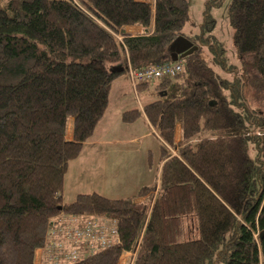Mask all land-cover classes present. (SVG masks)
Returning a JSON list of instances; mask_svg holds the SVG:
<instances>
[{"label": "trees", "instance_id": "16d2710c", "mask_svg": "<svg viewBox=\"0 0 264 264\" xmlns=\"http://www.w3.org/2000/svg\"><path fill=\"white\" fill-rule=\"evenodd\" d=\"M206 4L200 35L189 38L188 0H0V264L35 263L63 212L117 221L119 243L74 264H117L123 252L134 254L130 264H264V0L231 1L239 71L210 36L208 12L221 0ZM134 25L142 34L122 30ZM180 36L199 51L176 77L137 84L157 98L121 116L143 113L156 132L158 185L62 203L67 168L94 135L111 83L129 66L169 63Z\"/></svg>", "mask_w": 264, "mask_h": 264}, {"label": "crops", "instance_id": "0c3cea01", "mask_svg": "<svg viewBox=\"0 0 264 264\" xmlns=\"http://www.w3.org/2000/svg\"><path fill=\"white\" fill-rule=\"evenodd\" d=\"M140 1L148 2V0H140ZM122 30H124L127 34H130L131 36L139 35V34H142V32H143V29L137 25L124 26ZM123 83L125 85L128 84L132 88V90L135 94V97L136 96L138 97L139 95H141V96H145L147 100L149 98L153 99L154 97H156V95L152 93V89H149V90H143L142 89V90L137 91V87L135 88L134 86L131 85L129 77L126 74V72H125V74H122L118 78L114 79V81L111 83V86H110L111 89L109 91L108 98H107L108 104H107V107L105 109L106 110L105 112H108L107 109L110 108V99L109 98H110L111 94H113L115 96V98L117 99V102H115L114 108L110 109L112 111L107 116L108 119H110V118L113 119L112 124H110V125L106 124L105 131L101 132V128H100V125L102 123L101 121L104 119H107V118H103L104 117V115H103V117L101 118V120L99 121L98 125L96 126V128L94 130L93 137H91V139H89L88 141L83 143V147L85 145L90 147L89 151L86 153L87 158H88V162H87L88 164L84 166L83 171L81 170L82 173L79 170H75V179L77 180V182L85 180L84 183L81 184V187L84 188L86 185H88V183L91 180L94 181L96 184H95V186H93L91 191H88L86 189L82 190V189H79V187H78V189H75V193L71 198V200L72 199L73 200L72 201L70 200V202H65L63 200L64 191L62 190L63 191L62 203L73 202L74 199L76 198V196L79 194L96 193V192L98 194L106 197V198H111V199L128 198V197L136 195V193L140 190V188H142V186H150V185H153V183H155V185H158V183H159V176L158 175H159V172H160V169L162 166L161 165L162 161H160V154H159L160 142H159V139H158L155 131L153 130L151 125H149L148 120H146L145 115L142 113L140 120L142 119L144 125L147 126L146 131L148 132L147 133L148 136H146V137H149L152 134L153 136H155L157 142H159V148H158V153H157L158 154L157 163H158L159 167L157 169V175L154 174L155 179L153 181H152L153 175L150 176V171L152 170L151 158L154 156V154L152 153V150L150 152L148 150V146L146 147V149H143V147L139 146V147H141L140 149L138 147V149H136V150H132V151L127 152V149H126V145H127L126 142L127 141L120 139L119 138L120 135H119V133H117V131L121 130V128H122V126H119V124H118V121H121V119H120L121 115L127 111L135 110L132 107L126 108V107H122V105L119 104L120 100L126 99L125 94H126L127 90L125 89L126 87L121 86ZM151 84H156V83L154 82ZM138 102H139V100H138ZM139 107H140L139 109L142 111V109H141L142 104L141 103L139 104ZM122 108H124V109H122ZM72 122L73 121L70 118V120L68 121L69 124H68V128H67V131H68L67 133L70 135L69 136L70 138L67 136V139L69 141L72 138V135H71L72 129H73V123ZM99 128H100V130H99ZM95 131H96V133H95ZM180 132H181V130H180L179 125H176L175 135H174V142H176V143L179 142L178 140L180 137ZM99 133H102V134H99ZM144 133L145 132H141L137 139L132 140L133 141L132 143L139 144V140H141L143 137H145ZM176 136L178 139H176ZM140 145H142V143ZM129 153H131V155H132L129 161H124L123 163L121 161H119L118 163H116L118 160L122 159L123 156L127 157V155ZM149 154L151 155V158L150 157L148 158ZM79 156H78V158H79ZM78 158H76V159H78ZM76 159L72 160V162L69 164V167L72 165L74 167V165H75L74 163H76L75 161H77ZM95 163H101L102 169L109 171L107 173V175L102 173L101 170H99L97 173H94L93 176H89L88 172L92 169V167L94 166ZM69 167L67 168L68 170H69ZM124 172H126V174ZM123 173L125 175V178L122 176ZM133 176H135L134 180L136 178L137 183H134L133 181H131V178ZM121 177L123 179H119ZM96 180L101 182V184H98ZM64 185H63V187H64ZM98 186H100V187H98ZM65 188H64V190H65ZM136 200H137V202H140V203L146 201L143 196L141 198L136 199ZM127 256H129V254H123L122 259L119 261V263L120 264H129V262H128L129 258ZM126 261H127V263H126Z\"/></svg>", "mask_w": 264, "mask_h": 264}, {"label": "rangeland", "instance_id": "374dc122", "mask_svg": "<svg viewBox=\"0 0 264 264\" xmlns=\"http://www.w3.org/2000/svg\"><path fill=\"white\" fill-rule=\"evenodd\" d=\"M207 1L208 0H188V4H189L188 11H189V16L190 17H189L188 22H186L185 25L183 26L184 28L182 30L183 34L186 37H189V38L194 37L195 38V36H199L200 35V30H201L200 26L203 23V19H204L203 13H204V11L206 9ZM231 1L232 0H221L222 4H220L219 6H213V8H211L209 10L208 13L212 16L213 20H215V23H214L215 27H214V30L212 31V33L210 34V36H211V38L214 39V41L219 43L221 49L225 50L224 57H225L226 63L229 66H233L234 67L232 69V71H239V69H240L239 59H238V55H237V50H236V48L234 47V44H233V37H232L233 36V29H232L231 25L229 24V14H228V12H229V7L231 5ZM202 56H203V58L206 57V58L209 59V60H207L205 58L208 61L210 66L217 67L215 64H213L214 62L212 60V55H211L210 51L207 48H204ZM232 75H233V73H230V74H228V76L226 75L225 77L227 79H231ZM121 86L126 87L125 89L127 90V92L125 94L126 95V97H125L126 99L120 100L119 101L120 103L118 102L120 105H122V107H126V108L132 107L134 109H139L140 108L139 107L140 103L142 105H144L145 103H148L150 100H152L151 98H149L147 100L145 96H141V95H139L138 97L136 96L137 97L136 98L132 88L128 84L125 85L123 83ZM245 93H246L245 96H246L247 100L250 102V104L253 105V106L254 105L258 106L256 104L255 100L253 99V97H254L253 93H250L249 89H246ZM154 98L156 99V97H154ZM109 99H110V108L107 109L108 112L104 113V117L103 118H107V116L112 111L110 109L114 108V104H115V102H117V99L115 98V96L113 94H111ZM138 100H139V102H138ZM122 109H124V108H122ZM140 117L141 116L138 117V120L136 119L134 122H131V123H128V122L125 123L123 121L122 122L118 121L119 126H122V128H121V130H118L117 133H119V135H120L119 138L120 139H122L124 141H127L126 142L127 143V145H126L127 152L128 151H132V150H136V149H138L139 146L143 147V149H146V147L148 146V150L150 152L152 150V153L154 154V156L151 158V155L149 154L148 158L150 157L151 160H152V163H151L152 170L150 171V176L153 175V179H152V181H153L155 179L154 174L157 175V169L159 167V165L157 163V156H158L157 153H158V148H159V142H157L155 136H153L152 134L149 137H146V136H148L147 135L148 132L146 131L147 130L146 129L147 126L144 125L142 119L140 120ZM120 119H121V117H120ZM112 121H113L112 118H110V119L107 118V119L102 120L101 121L102 123L100 125L101 132L105 131L106 124L110 125V124H112ZM100 128H99V130H100ZM141 132H145L144 133L145 137H143L141 140H139V144L132 143L133 142L132 140L137 139ZM95 133H96V131H95ZM99 134H102V133H99ZM66 135L68 137L70 136L68 133H66ZM176 139H178L177 136H176ZM141 143H142V145H140ZM141 147H139V149ZM89 149H90V147H88L87 145L82 147L81 152L79 154L80 156H79L78 159H76L77 161H75L76 163H74L75 164L74 167H73V165L70 166V167L68 166L69 170H68V172L65 175V178H64V180H65L64 184L65 185L63 187V191H64L63 200L65 202H70L72 196L75 193V189H78V187H79V189H82V190L86 189L88 191H91L93 186H95V184H96L94 181L91 180L88 183V185H86L83 188V187H81V184H83L85 180L77 182V180L75 179V170H79V171L82 170L83 171L84 170V166L88 164L87 163L88 162V158H87L86 153L89 151ZM171 152L174 153L175 151L172 150ZM131 156H132L131 153H129L127 155V157L123 156L122 159L118 160L116 163H118L119 161H121L122 163L124 161H129ZM99 170H101V172L106 174V175L109 172L108 170L102 169L101 163H95L94 166L92 167V169L88 172V174H89V176H93V174L97 173ZM82 171H81V173H82ZM124 173L126 174V172H124ZM124 173H123L122 176L125 178ZM134 177L135 176L132 177L133 179L131 178V181H133L134 183H137L136 182V178L134 180ZM119 179H123V178L121 177ZM96 181H97L98 184H101V182H99L98 180H96ZM98 187H100V186H98ZM64 188H65V190H64ZM156 191H157V188L154 190L153 194H155ZM189 235L191 236V232H189ZM123 254H129V256H127L129 258V260L128 259L127 260H128V262L130 264L133 261L134 254H132L130 252H123L120 255V257H119V261L122 259V255ZM119 261H118L117 264H120ZM126 263H127V261H126Z\"/></svg>", "mask_w": 264, "mask_h": 264}, {"label": "built area", "instance_id": "2783aa9c", "mask_svg": "<svg viewBox=\"0 0 264 264\" xmlns=\"http://www.w3.org/2000/svg\"><path fill=\"white\" fill-rule=\"evenodd\" d=\"M181 71L180 65L166 63L158 68L148 65L136 70L129 66L127 75L132 86L136 87L139 83L173 77ZM44 238L37 252L48 260V264H74L119 243L115 220H99L91 216L82 218L71 214L54 218Z\"/></svg>", "mask_w": 264, "mask_h": 264}, {"label": "water", "instance_id": "95a60500", "mask_svg": "<svg viewBox=\"0 0 264 264\" xmlns=\"http://www.w3.org/2000/svg\"><path fill=\"white\" fill-rule=\"evenodd\" d=\"M170 47L173 48L171 50L173 51L171 53L172 61L181 60L197 51V47L194 46L190 40L184 38L183 36L175 38V40L170 44Z\"/></svg>", "mask_w": 264, "mask_h": 264}, {"label": "bare ground", "instance_id": "6f19581e", "mask_svg": "<svg viewBox=\"0 0 264 264\" xmlns=\"http://www.w3.org/2000/svg\"><path fill=\"white\" fill-rule=\"evenodd\" d=\"M193 44V43H192ZM120 45V44H119ZM194 45V44H193ZM194 46H196V45H194ZM169 47H170V45H169ZM168 47V50L167 51H169V53H170V61H169V63L168 64H178V65H180L181 67H182V70H183V63L182 62H180V61H182L183 59H181V60H177V61H172L171 60V53L173 52V51H171L173 48H169ZM197 47V46H196ZM199 51V50H198ZM197 51V52H198ZM196 52V51H195ZM194 53V52H193ZM188 57V56H187ZM186 58V57H185ZM126 61V60H125ZM164 64H166V63H164ZM164 64H162L161 63V65H164ZM160 66V65H159ZM156 67V66H155ZM158 68V67H157ZM138 69H140V68H138ZM127 72V71H126ZM182 72V71H181ZM181 72L179 73V74H181ZM179 74H177V75H179ZM177 75H175V76H173V77H165V78H167V79H171V78H174V77H176ZM165 78H161V79H165ZM177 79V78H176ZM156 81H160V80H156ZM143 89H145V88H143ZM148 90V89H147ZM63 214H68V213H60L59 214V216H57V217H55V218H59V217H61V216H63ZM71 215H73V214H71ZM76 214H74V216H75ZM77 216V215H76ZM79 217V216H78ZM91 217H93L94 219H99V220H111V221H114L115 220V222L117 223V221H116V219H114L113 217H107V216H97V217H94V216H91ZM49 227V226H48ZM49 229V228H48ZM48 231V230H47ZM47 231H46V233H45V235L47 234ZM104 250V249H103ZM34 261H35V263H33V264H48V260L45 258V257H42L41 256V254L40 253H38V252H36V254H35V258H34Z\"/></svg>", "mask_w": 264, "mask_h": 264}]
</instances>
